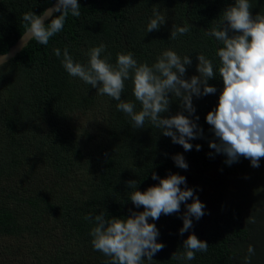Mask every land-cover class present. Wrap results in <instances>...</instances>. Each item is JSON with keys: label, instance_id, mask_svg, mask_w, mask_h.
<instances>
[{"label": "trees", "instance_id": "trees-1", "mask_svg": "<svg viewBox=\"0 0 264 264\" xmlns=\"http://www.w3.org/2000/svg\"><path fill=\"white\" fill-rule=\"evenodd\" d=\"M54 2L0 0V55L30 28L25 13L39 18ZM79 3L80 15L69 12L63 29L47 45L33 37L16 57L0 66V244L9 239L7 247L22 251L33 264H111V257L92 245L95 216L124 218L130 210L143 211L130 200L133 189L127 182L135 180L137 188L145 191L159 183L152 179L154 172L161 178L172 173L186 177L187 187L205 204V215L199 221L193 217V228L182 236L184 204L180 213L162 214L157 221L149 218L165 247L152 261L145 257L143 264H246L249 245L255 254L247 264H264V158L259 168L243 157L226 164V156L209 147L215 136L206 121L224 87L217 55L222 45L207 33L221 26L224 9L235 0ZM249 3L253 16L264 15V0ZM153 8L166 22L148 33ZM59 15L55 12L52 17ZM49 23L50 19L45 27ZM185 24L190 31L171 39L173 26ZM101 44L106 46L101 58L114 66L118 53L130 52L138 64L150 67L165 50L181 58L189 55L192 64L187 66L185 79L199 75L198 54L212 61L216 76L209 84L217 92L193 97L196 112L192 118L199 117L196 122L203 136L190 141L191 151L173 143L149 119L143 128H135L130 117L117 110L119 101L100 95L64 69L65 48L74 62L87 66V53ZM56 48L61 50L60 57L54 53ZM131 75L130 70L121 99L140 111ZM169 96V110L162 117L184 111L180 99ZM177 153L184 156L187 169L175 164L172 157ZM192 232L208 242L207 252H196L193 260L173 259V254L184 253L183 241Z\"/></svg>", "mask_w": 264, "mask_h": 264}, {"label": "clouds", "instance_id": "clouds-1", "mask_svg": "<svg viewBox=\"0 0 264 264\" xmlns=\"http://www.w3.org/2000/svg\"><path fill=\"white\" fill-rule=\"evenodd\" d=\"M251 7L249 0H235L224 9L221 26L213 27L207 33L222 45L217 55L221 61L218 71L224 87L218 104L208 112L206 121L215 136L209 147L225 155L226 164L231 165L243 157L250 160L252 167L259 168L260 160L264 158V15L258 13L253 16ZM53 10L61 15L50 17L47 27L42 19L34 18L31 13L24 14V19L31 22L33 37L40 44L47 45L50 37L63 29L69 12L73 16L80 15V3L79 0H55ZM165 22L164 15L153 8L147 32L159 30ZM189 31L187 24L182 27L174 25L170 38L175 40ZM230 32L234 34L230 35ZM105 47L101 44L89 50L87 66L74 62L65 48L62 65L70 76L79 77L96 88L100 95L106 94L119 101L117 110L127 114L135 128H143L146 119H149L162 129L164 136L171 137L173 143L191 151L193 144L190 141L203 136V129L196 122L199 117L192 118L196 112L193 97L217 92L216 87L209 84V80L216 76L212 61L202 53L198 54L199 75L185 79L187 66L192 64L189 55L181 58L175 51L165 50L150 67L146 63L138 64L130 52L118 53L114 66L107 58H101ZM54 53L57 57L61 56L59 48L54 49ZM130 70L133 95L142 106L140 111L135 110L134 103L121 99ZM170 93L180 99L184 111L162 117L161 114L169 110ZM185 111L189 115H185ZM195 147L197 151L201 149L199 144ZM172 158L177 167L188 168L182 154L177 153ZM152 179L159 180V183L145 191L137 188L135 180L127 182L133 189L130 200L137 209L143 207V211L130 210V215L124 218H106L104 213L95 216L96 224L91 230L92 245L95 250L111 257V264H143L145 257L152 261L155 254L163 250L164 243L158 241L159 229L149 218L157 221L162 214L180 213L184 204L186 211L181 216L183 226L179 230L182 236L193 228V217L199 221L205 215V204L193 188L187 187L185 176L170 173L161 178L154 172ZM189 200L192 202L189 203ZM85 219L90 220L91 217L86 216ZM183 247L184 253L173 254V259L193 260L196 252H207L208 242L192 232L183 241ZM248 254L246 264L255 254L252 245L248 246Z\"/></svg>", "mask_w": 264, "mask_h": 264}, {"label": "water", "instance_id": "water-1", "mask_svg": "<svg viewBox=\"0 0 264 264\" xmlns=\"http://www.w3.org/2000/svg\"><path fill=\"white\" fill-rule=\"evenodd\" d=\"M54 3L51 4L39 17L40 19H42V22L44 24L49 20L50 17L55 14V11L53 10ZM30 28L26 32H24V34L17 40V42L13 46H11L8 52L0 55V66L8 62L12 58L16 57L18 53H20L33 39V35L30 31Z\"/></svg>", "mask_w": 264, "mask_h": 264}, {"label": "rangeland", "instance_id": "rangeland-1", "mask_svg": "<svg viewBox=\"0 0 264 264\" xmlns=\"http://www.w3.org/2000/svg\"><path fill=\"white\" fill-rule=\"evenodd\" d=\"M82 122H85L86 126L91 129L87 120H83ZM8 240L6 241V239H3V243L0 244L1 264H33L29 257L27 258L22 251L7 247L11 244Z\"/></svg>", "mask_w": 264, "mask_h": 264}]
</instances>
